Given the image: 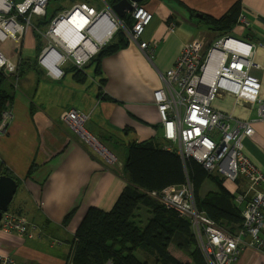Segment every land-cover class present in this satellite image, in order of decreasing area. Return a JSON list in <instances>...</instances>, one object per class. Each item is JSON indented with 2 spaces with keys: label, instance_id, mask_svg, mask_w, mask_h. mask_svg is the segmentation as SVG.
I'll return each instance as SVG.
<instances>
[{
  "label": "crops",
  "instance_id": "crops-1",
  "mask_svg": "<svg viewBox=\"0 0 264 264\" xmlns=\"http://www.w3.org/2000/svg\"><path fill=\"white\" fill-rule=\"evenodd\" d=\"M11 1L18 5L24 0ZM51 3L50 0L44 16L16 15L15 20L22 27L21 34L16 39L0 40V53L15 66L14 71L6 72V77L11 80L17 75L19 64L27 63L22 78L11 83L14 99L9 108L13 118L5 136H0L1 172H9L3 176L12 178L17 184L8 211L26 217L42 232L40 240L0 232V252L22 264H72L74 235L86 212L90 208L109 212L126 186L122 164L128 147L153 143L163 149L167 144L153 92L163 86L161 76L172 67L185 44L193 40L210 43L216 39L215 35H221L198 24L200 15L219 19L239 3V16L247 25L242 29L236 23L231 30L235 36H231V32L227 34L254 46L252 62L257 67L250 73L259 80V97L264 100V0H145L139 3L152 14L140 39L152 50V56L148 57L146 50L141 51L138 43L127 40V45L100 61L99 73L95 72L94 64L95 91L85 86V66L90 65V61L78 68L72 60L66 59L59 65L60 78L46 75L37 63L36 48L39 44L42 48L47 44L41 33H46L61 12L54 11L48 17ZM76 4L82 3L78 0L74 4L65 2L61 5L62 11ZM90 4L91 1L86 5L93 8ZM44 18L52 19L47 28L40 24ZM125 18L120 19L125 21ZM172 25L173 31L170 30ZM75 69L83 74L81 82L75 78ZM212 108L252 122L255 133L242 144L248 157L264 171V119L259 120L257 105L243 98L236 103L235 98L224 95L216 98ZM71 110L86 117L83 127L91 124L92 128H83V131L113 157L117 166H110L104 160L107 158L100 151L97 153L98 149L88 139L61 120V114ZM121 134L127 141L125 153L100 142L114 143ZM118 154H124L122 161H117ZM211 177L206 180L211 181L216 190L207 193L217 192L218 186L213 181L216 178L235 203L234 184L216 175ZM207 193L199 196L203 198ZM72 211L69 221L64 222ZM148 219L149 212L145 224ZM53 240L62 244L54 245ZM169 250L174 253L171 247ZM175 254L177 259L182 256L181 252ZM233 264H264V257L255 250H247Z\"/></svg>",
  "mask_w": 264,
  "mask_h": 264
},
{
  "label": "built area",
  "instance_id": "built-area-1",
  "mask_svg": "<svg viewBox=\"0 0 264 264\" xmlns=\"http://www.w3.org/2000/svg\"><path fill=\"white\" fill-rule=\"evenodd\" d=\"M0 1V40H5L16 39L22 32L15 20L16 15L44 16L50 0H24L18 5L11 0ZM128 1L130 9L124 12L132 22L130 26L106 2V9L99 12L86 4H76L58 15L46 33H41L47 44L38 56V63L45 74L60 78L59 65L66 59L82 68L118 31L127 40L138 43L140 50H146L145 54L151 57L152 50L140 39L152 20V14L139 3ZM102 21L109 22L112 31L107 40L99 42L97 38L104 34ZM237 23L240 28L247 25L242 16ZM68 25L81 26V29L75 33L68 29ZM5 28H10L11 33ZM174 29L173 25L170 26V30ZM91 47H94L93 51ZM253 53V45L228 35L219 36L210 43L190 41L183 46L172 67L161 76L163 86L153 92L162 135L167 142L163 150L176 154L183 163L191 159L196 161L208 174L234 184L236 190L235 204L241 211L243 223L234 232L223 229L196 209L194 186L188 180L159 192L147 193L165 209L190 222L206 264H233L247 250H255L264 257V171L248 157L242 144L245 138H252L255 133L252 122L241 121L212 108L220 96H231L236 103L243 98L256 104L259 120L264 119V100L259 97L261 85L250 73L257 67L252 62ZM0 70L4 75L15 70L1 53ZM60 117L72 128L82 130L80 133L83 134L84 115L71 110L63 112ZM12 118L7 104L0 114V136L6 134ZM0 232L28 239L42 235L34 222L9 211L1 213ZM52 243L62 244L55 240ZM0 264L20 263L0 252Z\"/></svg>",
  "mask_w": 264,
  "mask_h": 264
},
{
  "label": "trees",
  "instance_id": "trees-1",
  "mask_svg": "<svg viewBox=\"0 0 264 264\" xmlns=\"http://www.w3.org/2000/svg\"><path fill=\"white\" fill-rule=\"evenodd\" d=\"M75 1L51 0L52 4H58L55 12L63 10V3L74 4ZM78 1L82 4L90 3V0ZM118 1L120 0H109L106 3L113 5ZM239 15L240 5L236 3L221 18L200 15L197 23L215 33L227 34L234 29ZM51 20L44 18L40 24L45 26ZM19 21L24 22V19L19 18ZM125 22L129 26L132 24L128 18ZM127 43L124 34L118 31L112 41L102 46L91 60L96 65L95 72L99 73V63L103 58L111 56ZM36 50L38 60L42 50L41 44ZM26 64H19L17 75L11 80L0 70V114L7 104H12L14 98L11 83L22 78L24 70L27 69ZM73 71L76 80L81 82V71ZM7 173L9 172H0V175ZM122 174L126 186L113 208L109 212L90 208L78 226L74 235L72 264H147L134 256L136 250L150 254L157 264H187L175 257V253L180 252L189 258L191 264H206L190 222L165 209L147 194L152 191L159 192L170 185L184 184L187 180L194 186V202L199 212L230 232L242 226L241 211L234 203L233 197L222 187L221 181L212 179L218 186L216 193H207L203 198L199 196L202 184L206 179L212 178V175L192 159L183 163L176 154L157 148L153 143L131 145L122 164ZM140 206L146 208L150 215L144 227H139L132 221ZM73 213L74 211L68 214L64 222L69 221ZM170 247L174 253L170 252Z\"/></svg>",
  "mask_w": 264,
  "mask_h": 264
},
{
  "label": "rangeland",
  "instance_id": "rangeland-1",
  "mask_svg": "<svg viewBox=\"0 0 264 264\" xmlns=\"http://www.w3.org/2000/svg\"><path fill=\"white\" fill-rule=\"evenodd\" d=\"M91 1V6L94 8V9H96L98 12L99 11H101V10H103V9H106V5H105V2H106V0H90ZM15 3H17V2H19V0H15L14 1ZM69 6V5H68ZM68 6H65V7H67L68 8ZM58 7V4H56V3H54V4H50L49 5V7H48V10H47V16L48 17H50L51 15H52V13H54V11H55V9ZM69 10V9H68ZM65 11V10H64ZM64 11H61V12H57L56 14H57V16L58 15H60V14H62V13H64ZM67 11V10H66ZM65 11V12H66ZM56 14H55V16H56ZM54 16V17H55ZM45 28H47V26L45 25L44 26ZM43 27V28H44ZM117 33H115L113 36H112V38L108 41V42H111L112 41V39L115 37V35H116ZM222 35H228V34H221V35H218V37L219 36H222ZM231 36H235V34H233L232 32H231ZM215 38H217V35H215ZM95 56H96V54L95 55H93V57L91 58V60L93 59V58H95ZM90 60V65H87V66H85L84 68H85V73L87 74V82L85 83V86H86V88H88L89 90H91V91H95L96 89H97V84H96V77H95V75H94V61H91ZM87 64V63H86ZM66 67V65L65 66H63L62 67V70H64V68ZM44 72H46V71H44ZM12 112V111H11ZM84 129L86 128L87 130H90V128H92V125L91 124H85L84 125V127H83ZM74 131H76L80 136H81V134H80V130L78 129V128H72ZM5 136V134L3 135V136H1V137H4ZM84 139H86V137H84ZM100 142L105 146V147H109V146H111V147H113V148H115L116 150H118L120 153H125L126 152V149H127V146H126V144H127V141L125 140V136L123 135V134H121L120 135V137L118 138V141H115L114 143H107L105 140H100ZM106 143V144H105ZM92 145V144H91ZM92 150V149H91ZM94 151V150H93ZM99 152V150H97V153ZM109 154V153H108ZM110 155V154H109ZM122 155H124V154H118V155H116V159H117V161H122L121 159H122ZM111 156V155H110ZM112 157V156H111ZM113 158V157H112ZM104 159V158H103ZM104 160H106V162L111 166V165H115V166H117V164H116V162H115V160L113 159V160H110V159H104ZM109 160V161H108ZM210 190H216V187H215V185L211 182V181H209V180H206V182L202 185V187H201V190L199 191L200 193V195H203V194H205V193H207V192H209ZM123 191V190H122ZM122 193V192H121ZM120 196V195H119ZM119 198V197H118ZM116 203V202H115ZM136 215H135V217L133 218V220L132 221H134L135 223H136V225L137 226H139V227H144L145 226V220L148 218V211H146V208H144V207H142V206H140L139 208H137V210H136V213H135ZM24 238H26L25 236H23ZM42 238V235H41V237L40 238H38L37 236L36 237H34L33 239L34 240H40ZM55 241H58V242H61V241H59V240H55ZM62 243V242H61ZM54 245H58V244H54ZM118 248H120V246L118 245V244H115ZM73 251H74V247H73V245H72V247H71V252L73 253ZM134 256L138 259V260H140L141 262H146L147 264H157L156 262H155V259H154V257L153 256H151L150 254H148V253H146V252H143L142 250H136L134 253ZM181 254H182V256H181V258H180V260H182V262L183 263H187V264H190L189 262L190 261H187V260H189V258L185 255V254H183L182 252H181ZM188 258V259H187ZM110 263H112V262H110ZM20 264H22V263H20Z\"/></svg>",
  "mask_w": 264,
  "mask_h": 264
},
{
  "label": "water",
  "instance_id": "water-1",
  "mask_svg": "<svg viewBox=\"0 0 264 264\" xmlns=\"http://www.w3.org/2000/svg\"><path fill=\"white\" fill-rule=\"evenodd\" d=\"M143 1H145V0H131V2H135V3H141ZM111 7L118 17L124 18L125 17L124 11L126 9H128V10L130 9V1L120 0L117 3L111 5ZM83 134H85L87 136L86 132H84V131H83ZM83 134H82V136H83ZM92 141L95 142V144L97 145V142L94 139H92ZM101 150L106 152L102 148H101ZM16 187H17V184L12 178L6 177L3 175L0 176V218H1V213L8 211V206H9V203L11 202L12 197L15 193Z\"/></svg>",
  "mask_w": 264,
  "mask_h": 264
},
{
  "label": "bare ground",
  "instance_id": "bare-ground-1",
  "mask_svg": "<svg viewBox=\"0 0 264 264\" xmlns=\"http://www.w3.org/2000/svg\"><path fill=\"white\" fill-rule=\"evenodd\" d=\"M1 7H2V4H1V1H0V9H1ZM76 19V18H75ZM76 20H79V19H76ZM80 21V20H79ZM101 26H102V28L104 29V34L102 35V37H100V38H97V40L99 41V42H104L105 40H107L108 39V37H109V33L112 31V26H111V24L109 23V22H107V21H102L101 22ZM19 31L21 30V28H17ZM68 29L70 30V31H73V32H75V33H77L80 29H81V26H76V27H74V26H72V25H68ZM5 30L8 32V33H11V30L9 29V28H5ZM72 48V45H70V47L69 48H67V49H71ZM91 49V51H93L94 50V47H91L90 48ZM89 49V50H90ZM82 130H80V132H81ZM82 133V132H81ZM80 133V134H81ZM85 134H83V136H84ZM84 137H86V139H88L89 140V142L90 143H92V145L96 148V149H98L100 152H101V154H102V156L103 157H105V158H107V159H110V160H113V158L108 154V153H106V152H104V151H102L101 150V148L99 147V146H97L96 144H95V142H93L92 141V139L91 138H89L88 136H84Z\"/></svg>",
  "mask_w": 264,
  "mask_h": 264
},
{
  "label": "clouds",
  "instance_id": "clouds-1",
  "mask_svg": "<svg viewBox=\"0 0 264 264\" xmlns=\"http://www.w3.org/2000/svg\"><path fill=\"white\" fill-rule=\"evenodd\" d=\"M82 129H83V127H82Z\"/></svg>",
  "mask_w": 264,
  "mask_h": 264
}]
</instances>
